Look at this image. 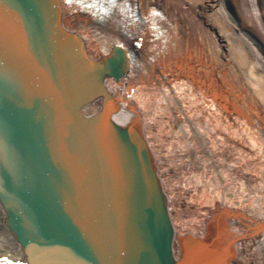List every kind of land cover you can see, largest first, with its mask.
<instances>
[{"label":"water","instance_id":"1","mask_svg":"<svg viewBox=\"0 0 264 264\" xmlns=\"http://www.w3.org/2000/svg\"><path fill=\"white\" fill-rule=\"evenodd\" d=\"M64 31L59 0H0V201L29 264H232L190 236L183 256L145 133L118 126L104 85Z\"/></svg>","mask_w":264,"mask_h":264},{"label":"bare ground","instance_id":"2","mask_svg":"<svg viewBox=\"0 0 264 264\" xmlns=\"http://www.w3.org/2000/svg\"><path fill=\"white\" fill-rule=\"evenodd\" d=\"M59 1L62 27L90 67L122 68L121 81L104 85L120 106L118 126L145 133L160 172L154 134L166 126L178 169L225 196L191 234L180 231L169 195L175 256L192 236L228 243L232 264L249 250L264 261V0L94 1L76 14ZM6 216L0 201V264H29Z\"/></svg>","mask_w":264,"mask_h":264},{"label":"rangeland","instance_id":"3","mask_svg":"<svg viewBox=\"0 0 264 264\" xmlns=\"http://www.w3.org/2000/svg\"><path fill=\"white\" fill-rule=\"evenodd\" d=\"M156 128L157 134L154 135L157 137L155 143L159 152V165L168 193L172 198L174 219L182 233L190 232L194 234L199 227L198 224L211 215V203L214 201L222 203L225 196L221 190L213 191L207 186H200L199 184L196 186L194 182H190L188 176L182 169H178L179 165L177 166L179 161H183L180 156L181 152H174L175 148L173 146L177 145V136L164 125ZM232 179H237V177L234 176ZM214 180L218 182L216 176ZM232 181H229V185L235 184ZM246 194L247 192H245V196ZM240 195L239 199L244 200V192H240ZM197 216L202 219L199 223L197 222ZM247 252L242 254L241 264H261L264 262L258 253L251 250Z\"/></svg>","mask_w":264,"mask_h":264},{"label":"snow or ice","instance_id":"4","mask_svg":"<svg viewBox=\"0 0 264 264\" xmlns=\"http://www.w3.org/2000/svg\"><path fill=\"white\" fill-rule=\"evenodd\" d=\"M5 264H8V262H5Z\"/></svg>","mask_w":264,"mask_h":264}]
</instances>
